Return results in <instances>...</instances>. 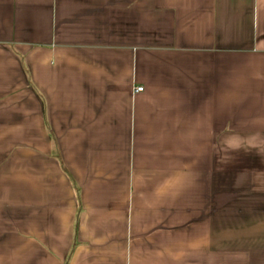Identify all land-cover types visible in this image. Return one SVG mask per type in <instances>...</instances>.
Wrapping results in <instances>:
<instances>
[{"label":"crops","instance_id":"crops-1","mask_svg":"<svg viewBox=\"0 0 264 264\" xmlns=\"http://www.w3.org/2000/svg\"><path fill=\"white\" fill-rule=\"evenodd\" d=\"M0 264H264V0H0Z\"/></svg>","mask_w":264,"mask_h":264},{"label":"built area","instance_id":"built-area-1","mask_svg":"<svg viewBox=\"0 0 264 264\" xmlns=\"http://www.w3.org/2000/svg\"><path fill=\"white\" fill-rule=\"evenodd\" d=\"M143 90V86H138L137 88H136V91H142Z\"/></svg>","mask_w":264,"mask_h":264}]
</instances>
